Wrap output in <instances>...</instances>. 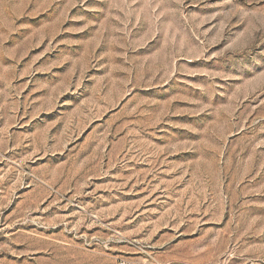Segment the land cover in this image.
Wrapping results in <instances>:
<instances>
[{
  "label": "rangeland",
  "instance_id": "rangeland-1",
  "mask_svg": "<svg viewBox=\"0 0 264 264\" xmlns=\"http://www.w3.org/2000/svg\"><path fill=\"white\" fill-rule=\"evenodd\" d=\"M264 264V0H0V264Z\"/></svg>",
  "mask_w": 264,
  "mask_h": 264
},
{
  "label": "built area",
  "instance_id": "built-area-1",
  "mask_svg": "<svg viewBox=\"0 0 264 264\" xmlns=\"http://www.w3.org/2000/svg\"><path fill=\"white\" fill-rule=\"evenodd\" d=\"M118 264H131V263L126 262V261H124V260H119Z\"/></svg>",
  "mask_w": 264,
  "mask_h": 264
}]
</instances>
